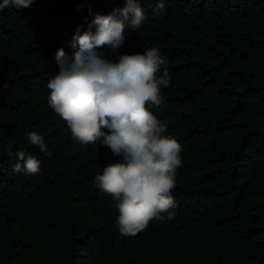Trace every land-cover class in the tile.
<instances>
[{
    "label": "trees",
    "instance_id": "1",
    "mask_svg": "<svg viewBox=\"0 0 264 264\" xmlns=\"http://www.w3.org/2000/svg\"><path fill=\"white\" fill-rule=\"evenodd\" d=\"M124 5L35 0L0 11V264H264V0H141L147 20L111 58L157 46L167 57L171 87L150 110L183 162L174 218L134 237L119 234L116 202L94 183L122 158L73 141L47 103L57 51L71 53L78 26ZM18 149L41 159L38 174L12 171Z\"/></svg>",
    "mask_w": 264,
    "mask_h": 264
},
{
    "label": "clouds",
    "instance_id": "2",
    "mask_svg": "<svg viewBox=\"0 0 264 264\" xmlns=\"http://www.w3.org/2000/svg\"><path fill=\"white\" fill-rule=\"evenodd\" d=\"M35 0H0V11L27 8ZM165 11L160 2L154 14ZM141 0H125L122 8L97 14L77 27L70 42L55 55L58 74L47 88L48 106L67 124L73 141L109 148L115 163L103 167L94 183L111 196L118 210L115 226L120 235L134 237L153 219L171 220L176 208L172 190L182 165V145L151 110L164 102L163 89L171 87V76L162 66L167 57L157 47L142 52L119 54L127 30L136 31L147 20ZM28 142L47 152L43 134L26 132ZM12 171L26 177L36 175L41 159L18 149ZM166 214V215H164Z\"/></svg>",
    "mask_w": 264,
    "mask_h": 264
}]
</instances>
